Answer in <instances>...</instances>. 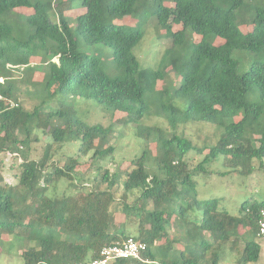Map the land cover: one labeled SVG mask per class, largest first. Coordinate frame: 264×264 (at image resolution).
<instances>
[{"label": "trees", "instance_id": "obj_1", "mask_svg": "<svg viewBox=\"0 0 264 264\" xmlns=\"http://www.w3.org/2000/svg\"><path fill=\"white\" fill-rule=\"evenodd\" d=\"M18 17L19 25L10 21ZM135 17L136 24L128 22ZM149 23L170 41L156 67L135 53ZM96 43L111 49L115 75L84 49ZM235 50L258 55L243 59L240 72ZM169 72L177 84L158 88ZM66 93L134 124L142 152L115 161L113 172L105 168L116 152L115 124H89L62 100ZM145 116L165 119L173 131ZM188 122L212 127L214 140L196 145L175 132ZM37 131L48 141L34 158ZM73 142L76 151L65 154ZM193 149L204 156L194 167L187 160ZM14 153L21 160L9 183L4 157ZM90 153L88 169L77 176ZM218 156L230 172L252 174L254 159L264 166V0H0V255L9 237L20 236L24 264L81 262L134 237L147 245L141 258L117 264H225L223 245L234 252L241 243L238 264L256 262L264 199L245 200L232 214L218 198L196 194L194 176L212 175L206 164ZM64 179L76 192L50 194ZM90 180L106 187L88 188Z\"/></svg>", "mask_w": 264, "mask_h": 264}, {"label": "rangeland", "instance_id": "obj_2", "mask_svg": "<svg viewBox=\"0 0 264 264\" xmlns=\"http://www.w3.org/2000/svg\"><path fill=\"white\" fill-rule=\"evenodd\" d=\"M76 8L75 10H77ZM19 11V8H16ZM20 11L25 12L24 9H20ZM80 11H75L79 13ZM74 15V13H72ZM125 17L124 19H126ZM10 20L13 24L19 25L21 21L24 19L22 17H18L16 19L12 18ZM136 17L133 19H128L129 23L136 24ZM173 29H178L177 24H172ZM146 31L145 34L140 41V43L135 48V53L138 55L142 65L144 66H153L156 67L161 56V52L164 50L166 46L170 44L168 39H159L158 34L156 33L155 28L153 27V23H149L145 27ZM241 29L248 30L246 25L242 24ZM89 53H96L101 56V62L106 73L109 76L115 75L118 70L114 64L112 58L111 49L103 44V43H96L94 45H89L84 48ZM234 55L241 59L242 65L239 68L240 72L245 70L246 65H243L245 62L243 59L246 58H253L258 55L257 52L248 51V50H235ZM39 76V75H37ZM171 82V83H170ZM164 83L168 84H177V77L174 73L169 72L168 78L164 82H159L157 85L158 88L163 86ZM62 100L66 102H71L75 105L76 111L78 115L88 122L89 124L94 123H103L104 125H109L111 122L115 124L117 132L115 133L111 143L116 145V152L113 159H109L102 164L105 168H108L111 172H113L116 168V162L119 163L124 159H131L134 158L136 155H139L143 148H144V141L143 139L136 136L134 132V124H121L117 121L119 118V114H113L111 116L110 111L103 109L101 105L91 99H86L79 96H72L69 93H66ZM179 103L182 106H185L184 102ZM23 103L26 107L31 108L33 107L35 101L24 98ZM53 107L56 105H52ZM51 106V107H52ZM148 124L158 125L163 127L165 130L171 132L173 129L170 127L168 122L157 116H150L149 118L145 116L144 118ZM40 135V139L38 142H34L31 147V155L34 158H38L42 152V149L46 142L48 141V137L42 134L40 131H37ZM175 132L178 134H182L188 138H190L194 144L201 145L207 140L211 141L213 139L214 129L209 125H203L198 122H188L179 125ZM214 140V139H213ZM79 142L68 143L64 148L63 152L65 154H73L78 147ZM17 153L8 154L4 157L5 159V168L2 170L4 173V177L6 178L7 182H14L15 181V172L18 170L16 167L11 168L13 164L18 166L21 158L14 159ZM90 155L82 157L80 159V164L77 166L78 172L76 173L77 176H82L84 172L88 169L90 165ZM3 158V155H1ZM204 156L202 153H197L195 150H191L187 154V160L192 167H194L200 159ZM116 161V162H115ZM260 159H254V165L257 167L254 172L250 175H244L241 172L231 171L228 165L224 164L222 161V157L218 156L216 160L211 161L206 164L207 169L212 170V175L206 176L203 173L197 174L194 176L196 180V194L200 199H211V198H218L220 207L226 208L232 214H238L241 203L245 200H252L264 199V166H260L261 164ZM264 162V159H263ZM151 170H155L153 167ZM89 177L92 178L96 173L95 171L91 170L89 173ZM99 181V180H98ZM90 184V185H89ZM97 181H88L85 185H89L88 188L96 189L97 187L104 189L106 187L105 184H99ZM63 191L65 192H76L70 187L69 182L64 179L61 180L58 184V188L52 189L50 188L49 193L53 194H61ZM52 192V193H51ZM137 193L131 194L130 199H134ZM122 215L118 214L115 215V220L121 219ZM24 237L18 236L16 237H9L6 244L4 245L1 255H0V264H24V258L22 256V250L25 247V240ZM257 240L262 244V253L261 257L256 262H251L248 264H264V241L257 236ZM34 244L33 242L30 245ZM244 243L240 244V247L234 251H229L230 245L224 244L223 245V253L225 255L224 263L225 264H238V257L242 253Z\"/></svg>", "mask_w": 264, "mask_h": 264}, {"label": "built area", "instance_id": "obj_3", "mask_svg": "<svg viewBox=\"0 0 264 264\" xmlns=\"http://www.w3.org/2000/svg\"><path fill=\"white\" fill-rule=\"evenodd\" d=\"M257 235L264 241V208L260 211ZM146 248V243L138 241L134 237H129L123 241H116L111 245L104 246L100 251L99 257L95 259L61 264H117L125 259L141 258V253Z\"/></svg>", "mask_w": 264, "mask_h": 264}]
</instances>
